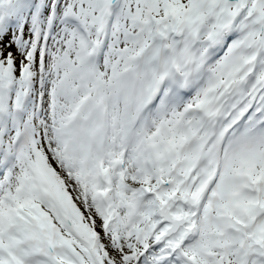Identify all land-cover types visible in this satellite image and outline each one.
Here are the masks:
<instances>
[{
	"label": "snow or ice",
	"instance_id": "snow-or-ice-1",
	"mask_svg": "<svg viewBox=\"0 0 264 264\" xmlns=\"http://www.w3.org/2000/svg\"><path fill=\"white\" fill-rule=\"evenodd\" d=\"M0 264H264V0H0Z\"/></svg>",
	"mask_w": 264,
	"mask_h": 264
}]
</instances>
